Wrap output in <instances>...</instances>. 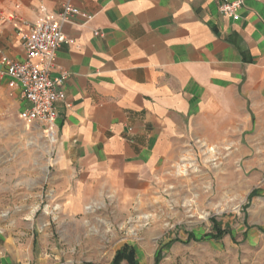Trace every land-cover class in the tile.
Segmentation results:
<instances>
[{
	"label": "crops",
	"instance_id": "0c3cea01",
	"mask_svg": "<svg viewBox=\"0 0 264 264\" xmlns=\"http://www.w3.org/2000/svg\"><path fill=\"white\" fill-rule=\"evenodd\" d=\"M231 1L0 0V97L18 111L26 102L5 61L26 59L19 29L65 2L92 16L62 27L67 42L52 76H68L55 104L54 167L41 189L67 209L103 196L134 200L184 145L222 142L230 127L246 128L247 105L260 119L264 0H241L237 20L218 10ZM4 245L0 264H12Z\"/></svg>",
	"mask_w": 264,
	"mask_h": 264
},
{
	"label": "rangeland",
	"instance_id": "374dc122",
	"mask_svg": "<svg viewBox=\"0 0 264 264\" xmlns=\"http://www.w3.org/2000/svg\"><path fill=\"white\" fill-rule=\"evenodd\" d=\"M2 99L0 245L10 263L111 264L127 247L138 264H264V112L256 119L247 105L246 128L181 147L145 196L67 209L41 189L54 143Z\"/></svg>",
	"mask_w": 264,
	"mask_h": 264
},
{
	"label": "built area",
	"instance_id": "2783aa9c",
	"mask_svg": "<svg viewBox=\"0 0 264 264\" xmlns=\"http://www.w3.org/2000/svg\"><path fill=\"white\" fill-rule=\"evenodd\" d=\"M241 6V0H234L220 3L218 10L222 16L237 20ZM77 17L86 22L92 19L91 15L65 2L58 13L44 15L33 23H24L19 35L26 59L5 61L6 72L18 82L21 99L26 102L18 111L19 120L42 127L45 137L51 142L55 141V104L63 99L61 88L68 76L65 71L52 76V71L59 47L67 42L62 27Z\"/></svg>",
	"mask_w": 264,
	"mask_h": 264
},
{
	"label": "trees",
	"instance_id": "16d2710c",
	"mask_svg": "<svg viewBox=\"0 0 264 264\" xmlns=\"http://www.w3.org/2000/svg\"><path fill=\"white\" fill-rule=\"evenodd\" d=\"M125 250H127L126 253ZM134 255L133 249L124 247L122 251H117L115 253L111 264H120L122 261H125L127 264H138Z\"/></svg>",
	"mask_w": 264,
	"mask_h": 264
}]
</instances>
